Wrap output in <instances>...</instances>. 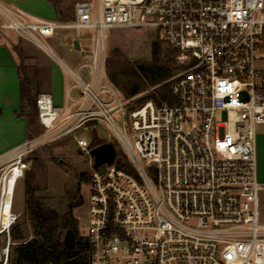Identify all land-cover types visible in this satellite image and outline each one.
I'll use <instances>...</instances> for the list:
<instances>
[{
    "label": "built area",
    "instance_id": "1",
    "mask_svg": "<svg viewBox=\"0 0 264 264\" xmlns=\"http://www.w3.org/2000/svg\"><path fill=\"white\" fill-rule=\"evenodd\" d=\"M0 18V28L44 50L74 80L64 107L49 93L37 95L45 132L0 158V264H9L11 229L23 214L13 206L27 159L46 142L100 122L119 138L128 167L116 159L93 164L88 264H264L257 162L264 0H80L65 23L0 0ZM130 27L153 28L177 50L178 71L165 82L173 104L158 105L150 91L126 98L109 81V31ZM59 29L92 31L91 59L77 70L45 42ZM78 145L92 149L85 139Z\"/></svg>",
    "mask_w": 264,
    "mask_h": 264
},
{
    "label": "trees",
    "instance_id": "2",
    "mask_svg": "<svg viewBox=\"0 0 264 264\" xmlns=\"http://www.w3.org/2000/svg\"><path fill=\"white\" fill-rule=\"evenodd\" d=\"M58 7V0H50ZM177 50L168 45L164 47L158 38L151 43L150 59H131L124 51L114 47L106 59V73L109 81L126 98L137 96L147 89H153L148 96L158 105L163 101L173 104L168 84H165L178 69L176 63ZM24 60H20L21 75V108L20 114L26 116L29 139L39 137L45 132L39 121L36 105V93L33 92ZM104 143L94 134L91 148ZM27 162L30 167L24 174L26 196L25 217L32 236L27 238L26 232L18 221L11 229L12 245L9 264H88L90 245L88 239L81 234L78 219L73 215L75 205L66 211L46 205L39 192L43 189L46 176V162L33 156ZM119 168L127 169L124 154H117ZM74 196L71 197L73 199Z\"/></svg>",
    "mask_w": 264,
    "mask_h": 264
},
{
    "label": "rangeland",
    "instance_id": "3",
    "mask_svg": "<svg viewBox=\"0 0 264 264\" xmlns=\"http://www.w3.org/2000/svg\"><path fill=\"white\" fill-rule=\"evenodd\" d=\"M1 31L0 36L7 34L15 37L16 35L12 31H5V34ZM91 36V29H59L56 36L46 37L45 42L52 47L58 57L77 70L80 63L91 59V54L88 50L91 47ZM158 38L163 42L164 47L168 46L161 35L153 28L130 27L111 30L107 39L108 53L112 48L118 47L131 59L149 60L151 43ZM75 41H78L82 49H87L85 55L77 53ZM33 49L35 53L39 54V57L47 61H54L50 55L34 43ZM257 67L264 70V60L258 61ZM82 74L87 77L85 70H82ZM64 76L66 83L69 85L74 83L70 76H66L65 73ZM149 91L151 93L153 90L151 88L147 89L137 96L140 97ZM72 94L78 97L79 92L74 89ZM74 109H71L70 112ZM114 117L121 125L122 121L118 112L114 114ZM60 127L61 125L57 126V133L60 132ZM94 134L98 140L104 141V143H112L117 154L122 155L124 153L121 142L111 127L106 123L100 122L92 130H78L65 136H58L59 138L40 146L36 150L35 155H33L44 159L46 162L45 181L43 189L39 192L43 196L46 205L59 211H66L71 204L75 205L80 202L77 206H74L73 215L78 219L81 234H84L88 224V183L94 160L90 153H85L78 145V139H85L88 145L91 146ZM258 139L260 141L258 147L260 162L263 159L262 167L260 164L259 170L261 177L264 170V127L262 126L258 130ZM29 167L30 162H28ZM72 196H74L73 199H71ZM13 207L14 211L23 212L19 224L22 225V229L27 234L26 239L30 238L32 232L26 223L24 213L26 208L24 177L17 182ZM259 222L264 224V188L259 194ZM4 243V235H0V245L3 246Z\"/></svg>",
    "mask_w": 264,
    "mask_h": 264
},
{
    "label": "crops",
    "instance_id": "4",
    "mask_svg": "<svg viewBox=\"0 0 264 264\" xmlns=\"http://www.w3.org/2000/svg\"><path fill=\"white\" fill-rule=\"evenodd\" d=\"M2 1L13 8L23 9L43 19L65 23L74 19L75 4L80 0H58V7L50 0ZM0 30L4 34L5 31H12L3 28ZM14 33L15 37L7 34L0 36V158L7 156L16 147L29 140L26 116L20 114L19 64L21 59L27 66L31 87L36 97L39 93H49L56 107H64L68 95L64 72L58 63L55 60L47 61L39 57V54L34 52L31 41ZM81 49V47L79 50L76 49L79 55H83ZM74 108L76 109L77 106ZM259 143L257 135L258 175L259 180L264 183V176H262L264 170L261 177L259 174L260 164L262 167L263 161L261 159L260 162V156H258Z\"/></svg>",
    "mask_w": 264,
    "mask_h": 264
},
{
    "label": "water",
    "instance_id": "5",
    "mask_svg": "<svg viewBox=\"0 0 264 264\" xmlns=\"http://www.w3.org/2000/svg\"><path fill=\"white\" fill-rule=\"evenodd\" d=\"M75 49L79 50L80 45L75 41ZM94 160V167L98 168L104 164L111 165L117 157V151L112 143H102L90 150Z\"/></svg>",
    "mask_w": 264,
    "mask_h": 264
},
{
    "label": "bare ground",
    "instance_id": "6",
    "mask_svg": "<svg viewBox=\"0 0 264 264\" xmlns=\"http://www.w3.org/2000/svg\"><path fill=\"white\" fill-rule=\"evenodd\" d=\"M12 177H14V176H12Z\"/></svg>",
    "mask_w": 264,
    "mask_h": 264
}]
</instances>
